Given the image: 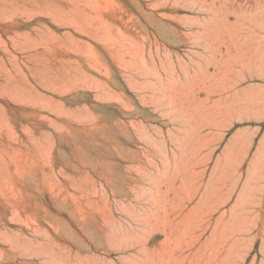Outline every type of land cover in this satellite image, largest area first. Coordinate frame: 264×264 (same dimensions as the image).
Here are the masks:
<instances>
[{
    "label": "rangeland",
    "instance_id": "1",
    "mask_svg": "<svg viewBox=\"0 0 264 264\" xmlns=\"http://www.w3.org/2000/svg\"><path fill=\"white\" fill-rule=\"evenodd\" d=\"M0 264H264V0H0Z\"/></svg>",
    "mask_w": 264,
    "mask_h": 264
}]
</instances>
